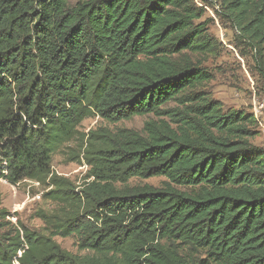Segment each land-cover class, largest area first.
I'll use <instances>...</instances> for the list:
<instances>
[{
    "label": "trees",
    "instance_id": "trees-1",
    "mask_svg": "<svg viewBox=\"0 0 264 264\" xmlns=\"http://www.w3.org/2000/svg\"><path fill=\"white\" fill-rule=\"evenodd\" d=\"M218 4L264 55V0ZM204 13L194 0H0V179L45 185L57 206L37 213L47 234L1 225L0 264H264V149L247 115L196 93L209 74L183 55L212 49ZM148 115L141 131H77ZM77 135L92 179L78 193L51 171ZM72 235L85 254L54 241Z\"/></svg>",
    "mask_w": 264,
    "mask_h": 264
},
{
    "label": "rangeland",
    "instance_id": "rangeland-1",
    "mask_svg": "<svg viewBox=\"0 0 264 264\" xmlns=\"http://www.w3.org/2000/svg\"><path fill=\"white\" fill-rule=\"evenodd\" d=\"M77 0H70L73 4ZM201 1V0H199ZM219 2V0H217ZM216 0L212 3L201 1L204 15L201 22L209 20L208 35L213 40L212 49L205 54L183 53L195 65H200L209 74V80L197 87L196 93L218 104L222 113L240 112L253 122L249 124L254 137L251 143L264 149V55H259L256 46L246 36L235 29V25L222 17ZM206 4V5H205ZM170 103L167 107H175ZM151 115L134 117L129 121L108 124L99 117L86 118L78 126L80 134H87L97 129H132L141 131L143 124L151 120ZM80 136L65 142L52 156L51 171L54 175L68 180L76 193L83 188L89 167L81 158L77 159L80 149ZM165 178L147 180L132 179L130 186L151 185L161 187ZM180 189V188H179ZM51 188L31 181H22L16 185L0 179V233L1 225L16 220L28 229L45 234L43 222L37 217L38 212L53 214L57 211L54 201L47 197ZM183 190V189H180ZM6 212L9 217L2 213ZM54 241L72 254L83 255L77 248V238L54 237Z\"/></svg>",
    "mask_w": 264,
    "mask_h": 264
},
{
    "label": "built area",
    "instance_id": "built-area-1",
    "mask_svg": "<svg viewBox=\"0 0 264 264\" xmlns=\"http://www.w3.org/2000/svg\"><path fill=\"white\" fill-rule=\"evenodd\" d=\"M194 1H195L196 5H197L198 7H203V6H204L203 4L201 5V1H203V0H201V1H199V0H194Z\"/></svg>",
    "mask_w": 264,
    "mask_h": 264
}]
</instances>
